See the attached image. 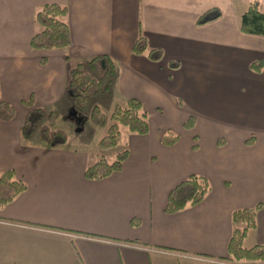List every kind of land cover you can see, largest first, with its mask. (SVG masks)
<instances>
[{"label":"crops","instance_id":"crops-1","mask_svg":"<svg viewBox=\"0 0 264 264\" xmlns=\"http://www.w3.org/2000/svg\"><path fill=\"white\" fill-rule=\"evenodd\" d=\"M47 3L68 9L64 49L29 46L34 12ZM247 4L0 0V95L15 108L14 118L0 123V173L11 169L26 184L0 206V264H264L220 259L228 255L235 209L262 203L244 246L264 243V66L250 68L264 60V36L240 31ZM211 8L220 16L198 25ZM139 34L161 50L159 61L132 52ZM93 57H101L100 71L108 59L114 64L94 104L109 115L114 104L136 98L149 122L146 134L124 131L128 156L101 179H87L84 170L94 161L87 150L93 134L106 126L88 121L76 129L64 96L69 70ZM28 100L57 111L64 144L22 136ZM166 131L178 136L171 145L161 143ZM191 174L205 177L208 191L165 213L168 192Z\"/></svg>","mask_w":264,"mask_h":264},{"label":"trees","instance_id":"trees-1","mask_svg":"<svg viewBox=\"0 0 264 264\" xmlns=\"http://www.w3.org/2000/svg\"><path fill=\"white\" fill-rule=\"evenodd\" d=\"M68 9L57 3H47L39 6L33 15L35 30L30 38L29 46L32 49H64L70 44V31L67 23ZM220 16L218 9L211 8L202 13L196 20L198 25L213 21ZM240 31L246 34L264 36V11L259 8L258 2L249 1L238 19ZM132 52L137 55L145 54L152 61H159L162 52L159 49L148 47L144 37L138 35L132 47ZM101 57H93L86 61L76 63L68 72V80L64 96L68 101L66 118L74 119L76 129H81L88 121L104 127L105 134L98 141V148L102 152L116 147L121 139V127L137 134H146L149 130L148 113L144 110L140 100L128 98L114 104L109 115L102 108L93 105L90 112L86 111L90 101L108 90L110 78L114 75V64L111 59L108 66L100 71L97 60ZM171 67H177V62H171ZM264 66V60H255L250 68L259 72ZM89 68L93 74L86 69ZM28 111L24 117L21 128L22 136L28 138L36 130L41 139L50 147L65 143L67 133L64 129H52L48 123L57 119L56 110L45 111L41 107H35L33 102L24 101ZM15 116L14 106L0 95V123L9 122ZM109 122V123H108ZM193 117H189L183 127H192ZM178 136L170 131L163 133L161 143L171 145ZM128 156V150L123 149L115 154V158L109 162L104 156H100L88 164L84 170L87 179H101L119 171ZM26 188L21 179L15 177L11 169L0 173V206L12 201ZM209 189L208 180L196 174H191L176 184L169 192L163 211L172 214L187 205L199 202ZM262 203L251 208L235 209L231 214L233 224L232 233L228 241L227 256L220 259L231 263H260L264 262V243L251 247L244 246V238L249 229L255 226V216Z\"/></svg>","mask_w":264,"mask_h":264},{"label":"rangeland","instance_id":"rangeland-1","mask_svg":"<svg viewBox=\"0 0 264 264\" xmlns=\"http://www.w3.org/2000/svg\"><path fill=\"white\" fill-rule=\"evenodd\" d=\"M245 2H246V4H247V1L246 0H244ZM251 1V0H250ZM255 1H257L258 2V5L260 6L259 8L262 10V11H264V0H255ZM249 3V2H248ZM246 6L247 5H245L243 8H246ZM89 73H91V74H93V72L89 69V68H87L86 69ZM94 98L90 101V103H89V105H88V107L86 108V111L87 112H90V110H91V108H92V106L94 105V101H96V100H94ZM112 110V109H111ZM48 112V111H47ZM111 112V111H110ZM108 114V113H107ZM58 117V116H57ZM57 120V119H56ZM56 120L55 121H53V122H50V123H48V125H49V127H51L52 129H56V128H60V127H58V126H54V124H55V122H56ZM90 122H92V121H90ZM93 123V122H92ZM109 123V122H108ZM94 124V123H93ZM96 125V124H95ZM98 126V125H97ZM106 128H107V126L106 127H104V128H99L100 130L99 131H97V134H98V136L96 137V133L94 132V134H93V139L91 140V142H90V144L88 145V148H87V150H89V151H91V155H92V157H94V160H96L97 158H99L101 155L102 156H104L105 158H107V160L109 161V162H111L114 158H115V154L117 153V152H119V151H121V149H122V147H123V140L122 139H120V142L116 145V147H114L113 149H110V150H104V151H100L99 150V148L97 147V142H98V140L105 134V131H106ZM62 129V128H61ZM95 129H98V128H96L95 127ZM126 130V128L125 127H121V132H122V135H123V133H124V131ZM34 133H36V134H39V131L38 130H36V131H34ZM174 134V133H173ZM176 134V133H175Z\"/></svg>","mask_w":264,"mask_h":264}]
</instances>
